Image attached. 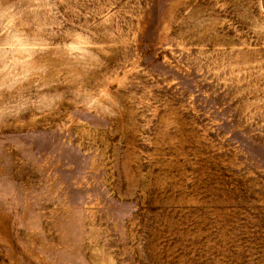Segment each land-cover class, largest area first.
Returning a JSON list of instances; mask_svg holds the SVG:
<instances>
[{
    "label": "rangeland",
    "instance_id": "obj_1",
    "mask_svg": "<svg viewBox=\"0 0 264 264\" xmlns=\"http://www.w3.org/2000/svg\"><path fill=\"white\" fill-rule=\"evenodd\" d=\"M0 264H264V0H0Z\"/></svg>",
    "mask_w": 264,
    "mask_h": 264
}]
</instances>
